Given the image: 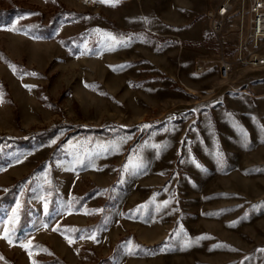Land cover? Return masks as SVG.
<instances>
[{
	"label": "rangeland",
	"instance_id": "rangeland-1",
	"mask_svg": "<svg viewBox=\"0 0 264 264\" xmlns=\"http://www.w3.org/2000/svg\"><path fill=\"white\" fill-rule=\"evenodd\" d=\"M136 1L0 0V264H264V67Z\"/></svg>",
	"mask_w": 264,
	"mask_h": 264
},
{
	"label": "built area",
	"instance_id": "built-area-1",
	"mask_svg": "<svg viewBox=\"0 0 264 264\" xmlns=\"http://www.w3.org/2000/svg\"><path fill=\"white\" fill-rule=\"evenodd\" d=\"M239 2L238 39L234 45V57L226 55L224 30L235 2ZM93 3V0H87ZM214 37L221 45L219 73H232L235 64L247 65L255 69L264 67V0H225L219 6L207 11ZM210 58L201 57L195 61L196 72H204Z\"/></svg>",
	"mask_w": 264,
	"mask_h": 264
},
{
	"label": "crops",
	"instance_id": "crops-1",
	"mask_svg": "<svg viewBox=\"0 0 264 264\" xmlns=\"http://www.w3.org/2000/svg\"><path fill=\"white\" fill-rule=\"evenodd\" d=\"M136 2L137 3L134 5L136 7L135 10L137 15L141 16L143 14L142 8L144 9V5H142L143 0H137ZM148 2L149 9L152 11L151 17L147 20L142 19L143 23L139 26L145 24L147 28L155 32L164 31V33L175 36L182 42L183 51L188 48L190 52L197 54L196 59L207 57L206 55L213 57V53L216 55V52H213V50L207 49L204 46L197 50L196 48L185 44L184 40H187L188 42L201 41L202 45L203 40L208 37H212L213 40H215L207 11L219 6L222 2L219 0H199V6L197 5V0H157L155 3H153L152 0H149ZM196 11L197 13L194 14ZM162 12L166 24H163L159 20ZM199 13H205V16L197 18ZM191 14H193L194 17L190 22H187L188 15Z\"/></svg>",
	"mask_w": 264,
	"mask_h": 264
},
{
	"label": "trees",
	"instance_id": "trees-1",
	"mask_svg": "<svg viewBox=\"0 0 264 264\" xmlns=\"http://www.w3.org/2000/svg\"><path fill=\"white\" fill-rule=\"evenodd\" d=\"M15 14H13V12L12 11H2V10H0V25H2V24H10L12 21H14L15 20ZM12 24V23H11ZM21 28V27H20ZM35 28H38V27H35ZM44 30H48L50 33L49 34H51V28L50 27H46V28H43ZM36 30H38V29H36ZM35 30V31H36ZM122 30H124V29H122ZM124 31H126V32H128V31H130L129 29H126V30H124ZM32 32V31H31ZM41 32H43V31H41ZM48 35V34H47ZM12 191H14V189L12 188V190H10L6 195H4V199L5 198H9L10 197V193L12 192ZM2 199V198H1ZM0 199V200H1Z\"/></svg>",
	"mask_w": 264,
	"mask_h": 264
},
{
	"label": "snow or ice",
	"instance_id": "snow-or-ice-1",
	"mask_svg": "<svg viewBox=\"0 0 264 264\" xmlns=\"http://www.w3.org/2000/svg\"><path fill=\"white\" fill-rule=\"evenodd\" d=\"M101 2H107V0H101ZM117 2H118V0H117ZM113 6H114V4H113ZM203 238H205V237H200V238H198V239H203ZM190 243H191V242H189V244H190ZM185 246L187 247V246H189V245L186 244Z\"/></svg>",
	"mask_w": 264,
	"mask_h": 264
},
{
	"label": "bare ground",
	"instance_id": "bare-ground-1",
	"mask_svg": "<svg viewBox=\"0 0 264 264\" xmlns=\"http://www.w3.org/2000/svg\"><path fill=\"white\" fill-rule=\"evenodd\" d=\"M231 73H225V75H221L223 78H227Z\"/></svg>",
	"mask_w": 264,
	"mask_h": 264
}]
</instances>
